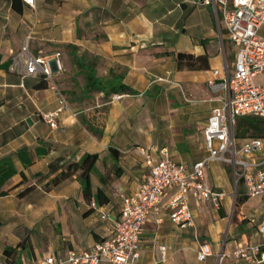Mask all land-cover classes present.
<instances>
[{
  "label": "crops",
  "instance_id": "0c3cea01",
  "mask_svg": "<svg viewBox=\"0 0 264 264\" xmlns=\"http://www.w3.org/2000/svg\"><path fill=\"white\" fill-rule=\"evenodd\" d=\"M26 43L36 55L60 53L63 69L51 80L22 77L12 55ZM235 57L212 6L200 0H0V259L32 264L108 236L122 195L150 173L141 147L155 160L166 149L188 167L206 158L204 129L227 94ZM92 69L105 79L123 75L134 91L86 90ZM54 85L77 112L60 114L56 127L43 119L57 106ZM87 153L98 154L89 195L81 170L61 177ZM207 178L226 192L223 202L190 193L193 226L175 224L165 208L161 220L150 216L137 264H258L229 253L264 248V195H247L243 181L239 190L225 161H212ZM175 193L168 189L164 201ZM202 243L212 249L204 259Z\"/></svg>",
  "mask_w": 264,
  "mask_h": 264
},
{
  "label": "built area",
  "instance_id": "2783aa9c",
  "mask_svg": "<svg viewBox=\"0 0 264 264\" xmlns=\"http://www.w3.org/2000/svg\"><path fill=\"white\" fill-rule=\"evenodd\" d=\"M34 4V0H26ZM211 5L221 26L236 48L234 72L224 80L227 94L221 104L213 107L204 129L205 144L209 155L188 167L171 157L166 149L164 156L155 160L152 154L141 147L145 161L150 167L148 177L130 194H123L119 217L113 220L111 233L88 248L68 249L64 254H50L32 264H137L141 256L142 235L150 216L161 220L162 210L169 212L171 221L181 227L193 226L194 216L189 204V195L219 206L226 192L214 187L207 178L210 164L221 160L232 164L236 186L240 181L246 185L247 195H264V132L262 135H238V116L255 115L264 119V83L255 77L264 73V0H200ZM11 68L25 77L28 74L44 75L46 80L54 77L56 70L63 69L60 53L36 55L26 43L12 55ZM217 73L218 71L215 70ZM57 106L43 114V119L52 127L57 126V117L72 109L68 97L54 85ZM121 96L114 93L112 99ZM170 188L176 193L167 201ZM93 207L98 203L93 201ZM110 216L108 211L102 218ZM264 233V221L258 224ZM161 259L167 258V247L160 246ZM212 254L208 243H202L198 257L204 259ZM230 256L237 260L264 264V248L261 244H246L235 248ZM0 264H26L0 259Z\"/></svg>",
  "mask_w": 264,
  "mask_h": 264
},
{
  "label": "trees",
  "instance_id": "16d2710c",
  "mask_svg": "<svg viewBox=\"0 0 264 264\" xmlns=\"http://www.w3.org/2000/svg\"><path fill=\"white\" fill-rule=\"evenodd\" d=\"M68 46L76 48V46L72 44H69ZM41 76L43 77V79H45L44 75H41ZM85 89L89 91H103L107 95L112 92L134 91L129 85L124 83L123 75H116L112 78L105 79V78H102L96 75L94 69L86 73ZM62 92L67 96V94L63 90ZM260 123L261 122H256V123H251V124L249 123L250 128H245L243 130L246 131V133H250L248 132V130L252 128L253 131L251 134L262 135L264 132V125L261 127ZM90 129H94L93 126L92 127L90 126ZM97 158H98L97 153L85 154L79 161L70 164L68 168L69 170L67 172L66 171L62 172L61 177L63 178L67 176L71 172V168H73V170H81L79 177L82 182L83 191L85 195H89L91 191V172L96 167ZM5 193L6 191L4 190L0 191V195H3Z\"/></svg>",
  "mask_w": 264,
  "mask_h": 264
},
{
  "label": "rangeland",
  "instance_id": "374dc122",
  "mask_svg": "<svg viewBox=\"0 0 264 264\" xmlns=\"http://www.w3.org/2000/svg\"><path fill=\"white\" fill-rule=\"evenodd\" d=\"M255 80L257 82L264 83V73H261V74L257 75L255 77ZM256 122H261L260 123L261 127L264 125V123H262V122H264V119L263 118H259V117L255 116V115L238 116L237 117V122H236V125H235L236 133L238 135H246L247 133L243 129L250 128L249 125L251 123H256ZM249 130H248V132H250V134H251L253 129L251 128ZM241 186H242V182L239 183V190L241 189Z\"/></svg>",
  "mask_w": 264,
  "mask_h": 264
}]
</instances>
